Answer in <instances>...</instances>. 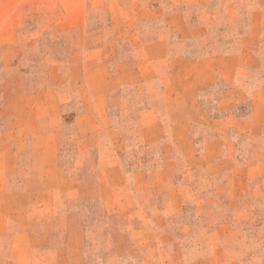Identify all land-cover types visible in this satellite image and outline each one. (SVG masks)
<instances>
[{"label":"rangeland","instance_id":"rangeland-1","mask_svg":"<svg viewBox=\"0 0 264 264\" xmlns=\"http://www.w3.org/2000/svg\"><path fill=\"white\" fill-rule=\"evenodd\" d=\"M0 264H264V0H0Z\"/></svg>","mask_w":264,"mask_h":264},{"label":"crops","instance_id":"crops-1","mask_svg":"<svg viewBox=\"0 0 264 264\" xmlns=\"http://www.w3.org/2000/svg\"><path fill=\"white\" fill-rule=\"evenodd\" d=\"M10 195L16 196V195H19V194H10Z\"/></svg>","mask_w":264,"mask_h":264}]
</instances>
